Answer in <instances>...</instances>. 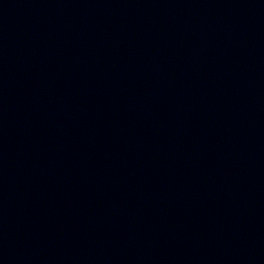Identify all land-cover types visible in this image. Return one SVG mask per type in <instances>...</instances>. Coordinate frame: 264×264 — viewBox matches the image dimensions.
<instances>
[{"label": "water", "instance_id": "1", "mask_svg": "<svg viewBox=\"0 0 264 264\" xmlns=\"http://www.w3.org/2000/svg\"><path fill=\"white\" fill-rule=\"evenodd\" d=\"M0 264H264V0H0Z\"/></svg>", "mask_w": 264, "mask_h": 264}]
</instances>
